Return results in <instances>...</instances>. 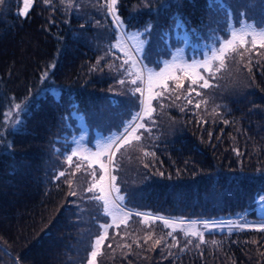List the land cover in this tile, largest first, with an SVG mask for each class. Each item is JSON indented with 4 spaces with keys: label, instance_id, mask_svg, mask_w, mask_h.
<instances>
[{
    "label": "trees",
    "instance_id": "1",
    "mask_svg": "<svg viewBox=\"0 0 264 264\" xmlns=\"http://www.w3.org/2000/svg\"><path fill=\"white\" fill-rule=\"evenodd\" d=\"M209 2L116 0L109 11V0H82L84 12L69 18L60 0H33L26 16L18 14L23 0L0 3V122H6L12 106L31 105L17 118L23 124L11 128L0 147V258L70 264L68 251L79 234L72 221L76 209L68 210L73 197L66 182L57 179L66 147L74 143L82 117L93 129L118 131L137 110L139 93L131 94L137 85L130 83L135 77L103 60V52L118 62L122 53L111 47L116 38L122 31L142 33L150 24L145 51L152 58L164 60L175 47H185L191 57L211 31L224 35L226 11L237 21L264 19V0H215L212 10ZM180 18L183 26L177 27ZM219 71L211 81L215 87L200 91L223 92L221 108L211 111L196 90L178 98L167 93L152 101V120L137 121L150 131L138 129L141 139L115 152V184L126 208L140 215L129 216L132 236L114 264H264V229L258 226L206 231L197 223L201 242L171 222L240 214L251 210L264 191V58L249 62L236 50ZM70 105L82 115H70ZM237 176L241 179L230 180ZM249 216L259 219L255 212ZM174 239L185 245L183 250L176 244L169 248Z\"/></svg>",
    "mask_w": 264,
    "mask_h": 264
},
{
    "label": "snow or ice",
    "instance_id": "2",
    "mask_svg": "<svg viewBox=\"0 0 264 264\" xmlns=\"http://www.w3.org/2000/svg\"><path fill=\"white\" fill-rule=\"evenodd\" d=\"M33 0H23V10L18 13L19 15H27V11L30 8ZM44 3H50L51 0H42ZM0 3H3V0H0ZM116 0H111V4L108 6L109 11H112ZM215 6V0H210L208 7L209 10H212ZM113 15L115 13L113 12ZM227 23L224 27V35H220L219 32H216L212 37V44L208 47L205 53H202V59H197L196 57L186 59L182 53V49L177 48L176 54H172L170 60H162L159 58H152L150 53L146 52L145 49L148 47L150 41L148 37L151 35L152 25L146 24L144 26V31L142 33L137 32L135 36L143 37L139 39L137 44L132 49L128 50L125 48L124 37L116 38L115 43L111 45L113 49H125L124 55L128 59L124 60L123 63L127 64L128 67L124 70L129 77H135L130 80V83L137 85L134 91L131 93L134 97L136 93H139V96L136 97L135 107L137 110L131 111L129 113L130 119L128 121H122L120 125L117 126L118 131L108 135L106 138L102 137L100 141L93 144L97 150L92 151V148H85V151L89 153V156L85 159H94L99 164V171L101 173L99 177V185L95 180V169L92 171L91 176L93 177V183L91 187L86 189L87 192H92L93 196L91 199H95L98 202H102L104 215L111 216L113 223L119 218L127 217L130 215H140L139 213H132L131 209L125 210L124 200L125 197L120 195V190L116 186V176L111 175L110 171H115V168L109 169L104 160L101 157L107 156L109 162H113V157L115 152L120 150V147L124 144H129V137L140 128H144L146 131H150L144 123H137V121H142L145 117L148 120H152V114L155 111V108L152 105L153 100H158L163 97L164 91L168 90V80H173L175 82V87H183V82L176 75L177 72L183 73L186 77L190 78L189 85V95L192 91H195L193 88L194 85H198L201 88L211 87L209 79H206L204 74L201 72V69L204 72H207L210 76H215L213 71V64L218 62L217 71L220 68L224 67V61L231 52H236L237 46L243 47L246 44H251L253 47L259 43L261 48H264V19L248 23V20L241 18L240 20H235L233 17L226 11ZM252 19V18H248ZM116 25L118 28L123 27V22L118 18L116 20ZM177 27H182L183 22L182 18L177 21ZM134 54L135 55L134 58ZM149 65H152L149 67ZM51 68H54L55 65H51ZM47 75V73H45ZM121 84L125 83L124 80L119 81ZM202 82V83H201ZM156 89V91H154ZM39 95V93H37ZM47 95V93H45ZM55 98L57 93H52ZM199 95V92H197ZM55 102L59 103V100ZM188 103H192L191 99H188ZM162 106V104H161ZM195 107L199 108L200 104L197 103ZM15 108L17 109V116L21 114L27 115L31 110L30 104H24L21 107L20 104H16ZM73 106H69L70 115L80 116L78 109L74 112L72 111ZM3 113H0V116H3ZM2 123V122H0ZM23 124V120L17 119L13 125L12 129H18L19 126ZM2 138V137H0ZM134 139L139 141L140 136H134ZM76 143V148L83 147L82 144ZM68 151L72 152V155L67 157L68 163L71 164L72 156H75L76 149L69 148ZM149 153H145L148 155ZM79 168V164L77 165ZM60 176H63L64 173H59ZM163 175V173H161ZM58 178V177H57ZM107 178V183L105 180ZM241 177L237 176L230 178V180H239ZM98 187V192H94V188ZM115 193V196H113ZM75 195V193H73ZM261 210L264 211V192H258L256 201ZM264 220V216L261 217ZM165 225L168 226L169 222L164 221ZM183 223V222H182ZM249 222L245 221L247 225ZM197 224L196 221L190 222V226L195 227ZM106 234L108 231L109 225H100ZM203 227L208 228L209 223L207 221L203 222ZM259 228L264 229V223L258 225ZM185 235L198 236L200 241L203 242V235L199 232L192 231L191 233L185 232ZM159 243V241H157ZM101 244V239L95 241V245L99 246ZM111 247V245H109ZM91 256L94 259L96 256V251L91 252Z\"/></svg>",
    "mask_w": 264,
    "mask_h": 264
},
{
    "label": "rangeland",
    "instance_id": "3",
    "mask_svg": "<svg viewBox=\"0 0 264 264\" xmlns=\"http://www.w3.org/2000/svg\"><path fill=\"white\" fill-rule=\"evenodd\" d=\"M54 1V0H52ZM111 0H109L110 3ZM62 6H63V11L67 14V17L69 18L71 14H76L78 15L79 12H84V9L81 5L82 0H60ZM106 2V0H104ZM227 22V20H224ZM248 23H254V22H248ZM219 32L221 34L220 30H213L211 31L209 35V39H204L202 41V44L200 45V50L194 52L192 56L190 57L189 51L185 49V47H175L173 49V54H176L177 48L182 49L181 55H183L186 59L196 57L197 59H202L201 54L205 53L208 49V47L212 44V37L213 35ZM136 32H132L130 34H126L125 32L122 31V36L124 37V44L125 48L130 50L133 47L136 46L137 41L139 39H143L142 37L135 36ZM210 41V42H208ZM244 49H242L240 46H237V50L239 51V56L246 57L247 61L249 62H258L259 58H264V48H261L259 46V43L255 47H253L251 44H246L243 46ZM256 48L252 52L250 50ZM122 53V55H118L117 59L118 62L112 58V56H105L104 57V52L102 54L103 60L110 62L111 64H116L119 67L123 68L124 70L128 67L127 64H124L123 61L128 59L127 56L124 55L125 49H119ZM135 55L134 54V58ZM172 56V55H171ZM171 56L166 58L164 60H170ZM116 58V57H115ZM159 58V57H158ZM189 62L191 60L189 59ZM152 65H149L151 67ZM218 62L213 64V71L215 74L220 73L218 70ZM125 72V71H124ZM201 72L204 74L206 79H210L209 82L211 84V87H215L212 81V78L214 76H210L207 72H204L203 69H201ZM176 75L180 78V80L183 82V87H175V82L173 80H168V90L169 91H164L163 97H165V94L169 93L170 95H173L175 97H179V95L182 94H189L188 89L190 82L187 81L189 77H186L185 75L182 76L179 72L176 73ZM220 74H218V77ZM202 83V82H201ZM217 85V83L215 82ZM209 88V90L211 89ZM193 88H195L196 92H199L202 96L204 95L201 100L203 103L208 104V108L211 111H217L219 108L222 107V99L221 95L223 97V92L220 95H216L215 93L211 92L206 94L207 92L202 93L200 91L201 87L198 85H194ZM156 91V89H154ZM193 93V91L191 92ZM172 96V97H173ZM161 97L160 99H162ZM9 115L7 116L6 122H2L0 124V147H2L5 143V138L9 130L11 129V125L15 123L17 120V109H14V106H12L9 109ZM79 127L80 129L77 131H74V134L72 135V140L73 142H77L83 145V147L76 148V143L70 144L69 147H66V154L65 159L69 156L72 155L71 151H68L69 148L76 149V155L72 156V162L71 164L68 163V160L64 161L65 165L59 166L58 172L61 173L63 172L64 175L58 177L57 179L59 181L66 182V186H68V191L69 194L73 197L72 201L67 205L68 210L71 208L72 210L76 209V220L73 218L72 221H76L78 225V236L76 237L75 243L72 245V249L68 251V254L71 256V259H66L69 261L70 264H114L113 259L115 254L120 253L122 255L125 254L123 251L124 246L126 243L129 241V238L132 236L130 233V230L128 227L130 226V220L129 216L127 217H121L113 223L111 216L104 215V210H103V204L102 202H98L95 199L92 200H87L88 194L85 193V189L88 187L92 186L93 183V177L91 176L92 171L95 169V180L97 182V185H99V177L101 175L99 171V164L94 160V159H85V157L89 156V153L85 151V148H92V151H96L97 149L93 147V144L96 142L100 141L102 137L106 138L108 135L117 132L116 128L111 127V128H106V129H93V123L89 122L87 119L82 117L79 121ZM102 130V131H101ZM153 134V133H151ZM134 136H137V131L133 134V136L129 137V140L134 139ZM153 136V135H151ZM153 138V137H152ZM155 141V137L153 139ZM152 148H148L147 151H150ZM101 159L104 160L106 166L111 170V167L113 165V162H109L107 159V156L101 157ZM114 159V157H113ZM82 161V162H80ZM79 164V168H77V165ZM110 174L112 175V171H110ZM105 183H107V178L105 180ZM86 185V188H85ZM97 194L98 192V187L94 188L93 190ZM264 192V191H262ZM75 193V195H73ZM91 197L93 196L92 192ZM113 196H115V193H113ZM255 209L257 213H259V220L257 222L264 223V220L261 219L262 216H264V211L261 210V207L259 208H251ZM125 210H128V208L125 207ZM250 209L245 210L244 212L236 215H230L228 217H237L242 215L240 218H242L245 221L249 222L247 225H240V226H234L229 223V221H224L221 217L219 219H209V218H204V220H201L199 218H176L173 219L171 222L174 224H178V226H184L187 228V231H194L196 229L195 227L190 226V222L196 221L197 223H200L201 226L203 227V221H207L209 223V227L205 228L206 231H219L220 229H225L226 231H235L237 228L245 227L251 228L255 227L257 225L253 224L255 221L252 219L254 218L253 216H248V213L251 211ZM254 211V210H252ZM256 214V212H255ZM191 219V220H190ZM225 222V224H220L219 222ZM76 222H73L74 224ZM183 222V223H182ZM109 225L108 231L105 234L103 229L100 227V225ZM116 226V229H120V233L118 231L115 232L113 229ZM204 228V227H203ZM67 230V229H66ZM69 231V230H67ZM71 234L73 235L72 231ZM101 239V244L99 246L95 245V241L97 239ZM116 243H118L117 246ZM177 241L172 240L170 242L169 248L174 247ZM111 245V247H109ZM179 250H183L185 245H179L176 244ZM96 251V256L93 259L91 256V252ZM67 252V251H66ZM3 253V252H1ZM1 256V255H0ZM0 260L3 262V264H21L20 260L9 256H3L0 258ZM65 261H61L60 264H64Z\"/></svg>",
    "mask_w": 264,
    "mask_h": 264
},
{
    "label": "built area",
    "instance_id": "4",
    "mask_svg": "<svg viewBox=\"0 0 264 264\" xmlns=\"http://www.w3.org/2000/svg\"><path fill=\"white\" fill-rule=\"evenodd\" d=\"M253 208H259V205L257 204V203H255V205H254V207ZM252 210H254L255 212H256V215L257 216H259L258 214L259 213H257V211L255 210V209H252ZM251 210V211H252ZM242 215H240V216H237V217H226V218H223L222 220H224V221H229V223L230 224H232V225H236V226H240V225H244L245 223H244V220L242 219V218H240ZM253 224H255V225H260L261 224V222H255V223H253ZM246 225V224H245Z\"/></svg>",
    "mask_w": 264,
    "mask_h": 264
},
{
    "label": "water",
    "instance_id": "5",
    "mask_svg": "<svg viewBox=\"0 0 264 264\" xmlns=\"http://www.w3.org/2000/svg\"><path fill=\"white\" fill-rule=\"evenodd\" d=\"M191 220V219H190Z\"/></svg>",
    "mask_w": 264,
    "mask_h": 264
}]
</instances>
